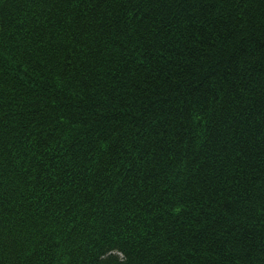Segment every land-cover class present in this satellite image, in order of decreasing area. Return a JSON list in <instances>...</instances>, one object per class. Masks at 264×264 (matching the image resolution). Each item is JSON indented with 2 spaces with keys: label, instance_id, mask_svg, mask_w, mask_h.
Masks as SVG:
<instances>
[{
  "label": "trees",
  "instance_id": "1",
  "mask_svg": "<svg viewBox=\"0 0 264 264\" xmlns=\"http://www.w3.org/2000/svg\"><path fill=\"white\" fill-rule=\"evenodd\" d=\"M0 264H264V0H0Z\"/></svg>",
  "mask_w": 264,
  "mask_h": 264
}]
</instances>
